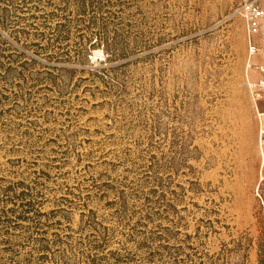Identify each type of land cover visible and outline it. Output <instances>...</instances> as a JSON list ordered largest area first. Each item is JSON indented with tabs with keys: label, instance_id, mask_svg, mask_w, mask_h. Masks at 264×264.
I'll list each match as a JSON object with an SVG mask.
<instances>
[{
	"label": "rangeland",
	"instance_id": "rangeland-1",
	"mask_svg": "<svg viewBox=\"0 0 264 264\" xmlns=\"http://www.w3.org/2000/svg\"><path fill=\"white\" fill-rule=\"evenodd\" d=\"M113 1L115 61L93 40L73 63L80 28L49 50L48 30L0 22V264H87L101 236L167 245L163 264H259L264 155L241 0ZM88 65L106 76L85 79Z\"/></svg>",
	"mask_w": 264,
	"mask_h": 264
},
{
	"label": "trees",
	"instance_id": "trees-1",
	"mask_svg": "<svg viewBox=\"0 0 264 264\" xmlns=\"http://www.w3.org/2000/svg\"><path fill=\"white\" fill-rule=\"evenodd\" d=\"M114 2L113 0H6L5 5L0 7V22L4 26L9 25V27L19 25V30L22 33H28L26 27L38 30L42 27L48 30L47 33L41 30L38 34L41 39L46 40L44 48L49 50L68 48L72 35L75 34L73 28H80L84 32L77 35L75 40L72 39V51L75 56L73 63H88L86 59L87 49L93 40L97 45L103 44L107 61H115L123 58V55L116 51L113 38L112 41L109 40L107 25L102 21V13L109 10V6L113 5ZM22 8L29 12L28 16L18 15ZM27 18L32 21L22 24L20 20ZM36 22L37 24H35ZM36 25H39V28ZM33 44L39 45L40 43ZM96 55H100V52H97ZM88 66L87 69H82L89 74L85 79L103 78L107 74L106 67ZM26 195L27 193L24 190L14 195L15 198L20 200V206H23L19 215H17L20 220L27 218L25 214L30 212L32 206ZM0 212L1 217L5 215L6 211L1 209ZM89 218H92V214ZM151 242V239L145 238L137 243L134 249L126 246L120 249H107L108 243L101 236L100 243L95 245L96 252L89 258L87 264H100L99 261L101 260L108 264H163L166 256H172L167 245H159L153 249ZM40 246L42 251L47 248V245L42 244ZM176 250L178 248H174V251ZM140 251H144L143 254L139 253ZM99 252H101V255H99ZM259 264H264V253L261 255Z\"/></svg>",
	"mask_w": 264,
	"mask_h": 264
},
{
	"label": "built area",
	"instance_id": "built-area-1",
	"mask_svg": "<svg viewBox=\"0 0 264 264\" xmlns=\"http://www.w3.org/2000/svg\"><path fill=\"white\" fill-rule=\"evenodd\" d=\"M243 19L246 28V44L248 50L247 69L254 73L253 79L248 83L251 106L257 123V147L264 155V61L251 62L255 55L264 56V47L259 39L264 36L262 20L264 18V0H241L236 8Z\"/></svg>",
	"mask_w": 264,
	"mask_h": 264
}]
</instances>
